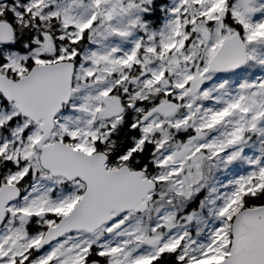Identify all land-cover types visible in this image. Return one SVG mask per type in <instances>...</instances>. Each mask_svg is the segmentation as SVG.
Returning a JSON list of instances; mask_svg holds the SVG:
<instances>
[{
    "label": "snow or ice",
    "instance_id": "6c2138e0",
    "mask_svg": "<svg viewBox=\"0 0 264 264\" xmlns=\"http://www.w3.org/2000/svg\"><path fill=\"white\" fill-rule=\"evenodd\" d=\"M0 264H264V0H0Z\"/></svg>",
    "mask_w": 264,
    "mask_h": 264
}]
</instances>
